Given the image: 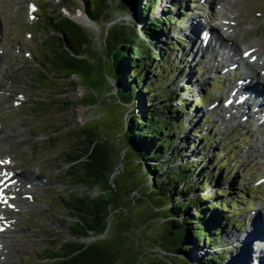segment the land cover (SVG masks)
I'll return each instance as SVG.
<instances>
[{
	"label": "rangeland",
	"instance_id": "1",
	"mask_svg": "<svg viewBox=\"0 0 264 264\" xmlns=\"http://www.w3.org/2000/svg\"><path fill=\"white\" fill-rule=\"evenodd\" d=\"M72 1L0 0L2 47L22 45L23 49L39 48L38 51L33 50L35 58L49 72L46 76L42 73V76L36 77L41 80L39 83L34 79L26 80L32 74L29 76L25 73V67L21 66L18 74L24 73L17 83H9L6 79L0 81L2 157L12 162L11 172L33 169L41 179H46V185L42 189L36 193H28L31 195V200H28L32 202L29 203L31 209L25 212L12 209L4 212L20 225V230L15 234V241L12 239V246L6 248L7 254L4 259H0V264H45L42 260L48 255L53 243L59 237L61 240L67 239V225L71 220L65 216V212L62 214V207L59 205L72 194L82 195L86 192L79 182L72 181L66 174L70 167L67 155L75 152L77 147L72 143L73 131L83 132L95 142H104L111 152V173L101 179L98 187L89 191L90 197L97 199L103 207L104 226L101 235L89 238L86 242H91L110 254L113 264H174L179 260L168 256L169 250L162 246L161 241L167 206L149 188L151 175L141 174L138 162L127 152V107L118 105L115 97L110 95L113 88V67L111 58L105 56L102 46L105 32L134 14H123L117 3L111 0L113 4L109 14L97 24L96 32L82 27L87 37V55L84 58L88 63L86 69L74 72L80 78L78 86H83L86 96L76 97L72 86H68V79L60 81L55 78L57 74L50 70L46 59L41 57L48 53L49 48L44 38L51 32L47 24L55 17L54 13H60L61 16V13L68 12L70 6H82L80 0H75L76 3H71ZM31 3L36 5L35 11L28 9ZM233 5L237 8H232ZM230 6L231 11L227 13ZM164 9L176 12V15H169V18L166 16L168 20L171 18L165 25L170 31L156 36L157 39L160 38L159 49H151L153 52L162 51L166 54L164 58L172 57L178 62V68L183 71L180 86L183 80H190L191 86L184 85L183 92L179 94L180 99L189 101L190 113L183 115L185 120L189 119L185 121V131L198 126L203 134L208 130L209 133L213 132L207 141H217L203 153L205 158L225 151L214 166V169L223 166V170L217 173L220 177L219 185L213 184L212 188L207 189L211 191L202 195L207 193V197H213L210 205L222 202L233 205L234 214H226V217L232 218L235 226L223 238L227 242V252L222 264H237L238 255L247 246L239 244L240 246H236L240 249L235 248L230 244V238L233 242L235 235L238 242V237L243 235L253 216L257 217V221L262 219L258 210L264 207V185H261L264 181V127H260V123L245 122L242 119V122L227 128L223 126L221 118L217 119L219 110L225 104L222 96L227 94L228 84L239 76L241 65L236 70V67H227L219 58L208 61L209 56L198 51L201 37L198 34L206 30L213 31L224 46L243 47L246 44L259 49L261 57H264V0H227L226 3L224 0H161L156 16H163L161 12ZM221 14L233 17L232 21H226L227 24L225 22L228 27H223L219 17ZM134 18L137 19L135 15ZM173 22L174 25L168 24ZM45 27L48 28L47 32ZM119 27L115 31L132 37L139 43V39L136 40L133 35L141 38V33L138 35L139 32L133 31L132 35L130 29ZM194 33L198 36L195 40L192 37ZM27 34L32 36L29 41L25 40ZM175 39L179 40L174 42ZM178 42L181 47L176 52L166 48L165 43L178 46ZM212 42L214 45L215 42ZM4 56L12 57L9 52H4ZM183 57L184 63L181 64ZM20 58L22 57H17L16 67ZM12 59L15 60L13 57ZM256 79V75H253L251 81ZM3 86H16L19 93L25 95L16 98L20 102L19 107L10 105L11 99L2 94ZM66 98L67 103L71 104V111L68 113H65ZM168 104L169 102L165 103ZM133 109H141V103L132 106ZM77 117H83L82 125H74ZM65 119L70 125L65 124ZM224 140L226 142L223 144ZM220 145L223 147L218 148ZM121 159L123 165L119 166ZM114 171L115 176L110 184L109 177ZM222 190L226 194L215 197ZM197 194L198 190L191 196ZM229 211L231 212L227 210V213Z\"/></svg>",
	"mask_w": 264,
	"mask_h": 264
},
{
	"label": "trees",
	"instance_id": "2",
	"mask_svg": "<svg viewBox=\"0 0 264 264\" xmlns=\"http://www.w3.org/2000/svg\"><path fill=\"white\" fill-rule=\"evenodd\" d=\"M83 1L88 17L99 19L102 12L99 8L91 10L89 4L92 0ZM160 3L161 0H118V9L123 14L135 15L141 25L142 36L137 38L130 27L119 25L120 29H130L139 43L115 31V26L107 31L102 45L105 56L112 61V80L118 89L119 103L127 107L126 148L138 162L141 174L151 175L149 188L167 206L161 241L162 246L169 250L168 256L173 258L176 255L178 264H222L227 252V242L223 238L235 226L233 219L227 218L226 214H234V207L226 202L210 205L213 197H207L211 191L207 189L213 184L219 185L217 173L223 170V166L217 169L214 166L225 151L205 158L203 153L217 141L208 142L213 132L208 130L203 134L198 126L185 131V121L189 119L185 120L183 115L190 113L189 101L180 99L179 94L183 92L184 85L191 86L190 80H183L180 86L183 71L178 68V62L172 57L164 58L166 54L162 51L153 52L151 49H159L160 38L156 36L169 33L168 26H165L171 21L168 16L176 15V12L164 9L161 12L163 16H156ZM168 24L174 25V22ZM47 26L61 33L64 40L51 35L45 38L49 49L47 55L41 57L57 74L55 78L60 81L68 79V86L73 88L75 83L69 80L70 77L76 75L75 70L86 69L88 63L82 57L85 52L82 46L87 37L82 28L69 20L52 21ZM176 40L179 39L174 42ZM178 44L165 43L172 52L181 47ZM35 62V66H24L25 73L32 74L26 80H37L36 77L42 73L45 76L49 74L36 59ZM180 63H184V57ZM67 102L66 98L65 113L71 111V104ZM139 102L141 109L132 110V106H138ZM166 102L169 104L165 105ZM66 119L65 124L70 125ZM72 134V143L77 147L75 152L66 154L70 166L66 174L72 181L79 182L86 192L72 194L59 205L62 214L65 212L71 220L67 225L68 237L66 240L59 237L42 261L45 264H113L110 254L86 242L101 235L104 226L103 207L97 199L90 197L89 191L98 187L101 179L111 173V152L104 142H95L83 132L73 131ZM221 147L223 145L218 148ZM196 190L199 194L191 196ZM204 192L207 193L202 195ZM224 194L226 192L222 190L215 197ZM227 210L231 212L227 213Z\"/></svg>",
	"mask_w": 264,
	"mask_h": 264
},
{
	"label": "bare ground",
	"instance_id": "3",
	"mask_svg": "<svg viewBox=\"0 0 264 264\" xmlns=\"http://www.w3.org/2000/svg\"><path fill=\"white\" fill-rule=\"evenodd\" d=\"M224 2L226 3L227 0ZM232 8L236 9L237 6L233 5ZM230 11L231 6L227 13ZM219 17L221 23L224 24L223 27H228L226 21L233 19L227 14H221ZM84 25L87 28L93 27L88 22H85ZM198 35H201L200 41H202V44L200 41L198 43V51L205 52L206 56H209L208 61L219 58V61H224L227 67H236V70L241 65L239 76L226 87L227 94L222 96L225 104L219 110L217 119L221 118L223 126L227 128L242 122V119L245 122L260 123V127H264V57H261L260 50L246 44H243V47H226L210 30L199 32ZM192 37L195 40L198 37L197 33H194ZM212 41L215 42L214 45ZM238 60L241 62L239 63ZM0 67H2L1 64ZM253 75L257 77L255 81H251ZM256 152L258 151L256 150ZM2 155L0 152V259L5 258L6 248L12 246V239L15 241V234L17 230H20V225L14 219L8 218L4 212L11 209L25 212L31 209L32 206L29 203L32 202L28 201L31 200V195L28 193H36L46 185L45 177L41 179L33 169H29L27 172L25 170L11 172L12 162ZM261 185H264V181L261 182ZM258 214L261 216L260 219L262 218L261 221L259 219L257 221V217L253 216L243 235L238 237V242H236L235 235H233V242L230 238V244H233L235 248H238L236 245L247 246L238 255L237 264H264V207L262 210H258Z\"/></svg>",
	"mask_w": 264,
	"mask_h": 264
},
{
	"label": "water",
	"instance_id": "4",
	"mask_svg": "<svg viewBox=\"0 0 264 264\" xmlns=\"http://www.w3.org/2000/svg\"><path fill=\"white\" fill-rule=\"evenodd\" d=\"M82 2V6L78 7H68V12L67 13H61V16L59 14H57L56 12L54 13L55 17H52L51 19V22L53 21L54 23L57 21V20H69V22H72L73 24H76L77 26H79L80 28L84 27L86 29H88L89 31L90 30H94L95 32L98 30V25L97 24H100L103 19L106 17L107 14H109V9L111 8L112 6V1L111 0H92L91 2V10H93L94 8H99V10L102 12V14L100 15V18L99 19H96V20H92L88 17L87 15V12H86V6H85V2L83 0H80ZM94 1H95V6H94ZM116 3L118 2V0H114ZM76 3L75 0H73L71 3ZM110 3V4H109ZM57 17V18H56ZM127 21V22H126ZM85 22H88L90 24H92L93 27H89L87 28L84 23ZM129 22V23H128ZM119 25H126L128 27H130L133 31H135L136 33H138V35H140L141 33V25L140 23L137 21V19L134 18V15L133 17H130L128 19L124 18L122 21L118 22L117 25H113L111 26L112 27H115V26H119ZM48 27V26H47ZM45 27V31L48 30V28ZM51 32L49 31L48 32V35L45 37L47 38L48 36L52 35L60 40H64V36L57 32V31H54L51 29V27L49 26ZM84 30V29H83ZM109 31V30H108ZM47 32V31H46ZM86 32V31H85ZM107 32H105V36H106ZM44 38V40H45ZM105 38V37H104ZM87 46V43L84 42L83 46H82V49L85 50L84 54H83V58H84V55H87L86 53V48ZM86 59V57L84 58ZM73 77V82L75 83L74 85V89L75 91L77 92L76 93V97H83V96H86V92L85 90L81 87V86H78V82L80 81V78L77 76V75H72ZM78 81V82H77ZM77 82V83H76ZM112 89H111V96H114L115 99L118 101L119 103V93H118V89H117V86L115 85L114 81L112 80ZM83 99V98H82ZM81 101V100H80ZM79 101V102H80ZM78 102V103H79ZM120 105V103L118 104ZM76 125V124H75ZM126 129V128H125ZM126 151V150H125ZM123 165V159H121L120 161V165L119 166H122ZM115 176V171L110 175L109 177V181H110V184H112V179L114 178ZM133 198V197H132ZM98 237V236H97ZM100 237V236H99ZM173 258L175 260H177V256L176 255H173ZM174 264H178V262L176 261V263L174 262Z\"/></svg>",
	"mask_w": 264,
	"mask_h": 264
},
{
	"label": "built area",
	"instance_id": "5",
	"mask_svg": "<svg viewBox=\"0 0 264 264\" xmlns=\"http://www.w3.org/2000/svg\"><path fill=\"white\" fill-rule=\"evenodd\" d=\"M28 57H29V56H28ZM69 80L73 81V77L71 76ZM72 89H73V94L76 96V93H77V92L75 91L74 87H73ZM10 94H11L12 97L15 96V94H13V93H10ZM82 118H83V117H77V118L75 119V123H74V125H75V124H76V125H79V124L82 125V122H81V121H82V120H81ZM159 251H160V250H159Z\"/></svg>",
	"mask_w": 264,
	"mask_h": 264
}]
</instances>
